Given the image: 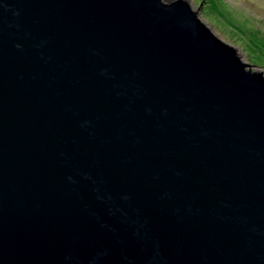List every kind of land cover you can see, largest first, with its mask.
Returning <instances> with one entry per match:
<instances>
[{
	"label": "water",
	"instance_id": "1",
	"mask_svg": "<svg viewBox=\"0 0 264 264\" xmlns=\"http://www.w3.org/2000/svg\"><path fill=\"white\" fill-rule=\"evenodd\" d=\"M247 65L188 0H0V264H264Z\"/></svg>",
	"mask_w": 264,
	"mask_h": 264
},
{
	"label": "rangeland",
	"instance_id": "2",
	"mask_svg": "<svg viewBox=\"0 0 264 264\" xmlns=\"http://www.w3.org/2000/svg\"><path fill=\"white\" fill-rule=\"evenodd\" d=\"M188 2L221 40L236 48L248 69L264 71V0Z\"/></svg>",
	"mask_w": 264,
	"mask_h": 264
}]
</instances>
